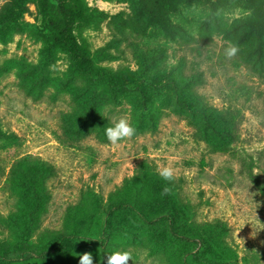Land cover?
Instances as JSON below:
<instances>
[{
	"label": "rangeland",
	"instance_id": "obj_1",
	"mask_svg": "<svg viewBox=\"0 0 264 264\" xmlns=\"http://www.w3.org/2000/svg\"><path fill=\"white\" fill-rule=\"evenodd\" d=\"M62 2L0 0V264H264V0Z\"/></svg>",
	"mask_w": 264,
	"mask_h": 264
},
{
	"label": "clouds",
	"instance_id": "obj_2",
	"mask_svg": "<svg viewBox=\"0 0 264 264\" xmlns=\"http://www.w3.org/2000/svg\"><path fill=\"white\" fill-rule=\"evenodd\" d=\"M235 47H228L225 49V55L228 58L236 54ZM136 129L130 124L127 119L121 118L113 127L106 128L105 134L108 141L112 145H117L118 142L130 139L135 135ZM160 171V175L168 181L174 178V169L171 167H164ZM170 188L167 186L163 189L162 194L167 195L170 193ZM132 260L131 253L128 251H115L107 258V264H128ZM80 264H92V256L90 253H85L80 257Z\"/></svg>",
	"mask_w": 264,
	"mask_h": 264
},
{
	"label": "trees",
	"instance_id": "obj_3",
	"mask_svg": "<svg viewBox=\"0 0 264 264\" xmlns=\"http://www.w3.org/2000/svg\"><path fill=\"white\" fill-rule=\"evenodd\" d=\"M62 1H64V0H58V2H60V5H61L62 9H64L65 7L66 8L70 7V4L63 3ZM72 13L75 14L76 11H72ZM54 40H55V42L67 44L68 46L73 47V48L74 47L78 48L77 44H76V42L74 40L73 31L70 30V29L69 30H65V31H57L55 36H54Z\"/></svg>",
	"mask_w": 264,
	"mask_h": 264
}]
</instances>
